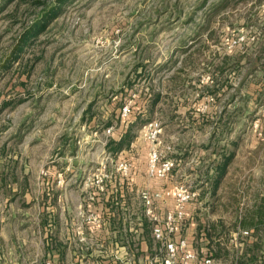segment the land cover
<instances>
[{"label": "rangeland", "instance_id": "rangeland-1", "mask_svg": "<svg viewBox=\"0 0 264 264\" xmlns=\"http://www.w3.org/2000/svg\"><path fill=\"white\" fill-rule=\"evenodd\" d=\"M56 3L0 0V60L11 62L7 70L0 62V218L9 240L0 264H67L54 250L50 170L77 158L90 184L120 161L148 164L152 149L174 163L151 178L155 191L195 192L231 163L227 152L246 160L221 177L214 205L190 203L180 234L194 258L175 264H207L209 255L208 264H264V167L249 169L258 155L264 165V0H66L15 59L20 34ZM130 125L129 146L107 148ZM166 202L156 201L155 215ZM145 219L149 262L160 264L165 251ZM73 233L64 240L69 264L113 263L115 252L97 255L96 239H88L93 256L75 254L87 240L82 224Z\"/></svg>", "mask_w": 264, "mask_h": 264}, {"label": "crops", "instance_id": "crops-1", "mask_svg": "<svg viewBox=\"0 0 264 264\" xmlns=\"http://www.w3.org/2000/svg\"><path fill=\"white\" fill-rule=\"evenodd\" d=\"M125 132L126 126L118 132H113L112 139L119 141ZM238 150L236 152L233 150L231 153L227 152L226 156L233 155L231 163L229 165L228 163H220L215 166V171H212L209 175V181L206 184L204 183L206 186L199 185L198 189L195 188L198 197L194 201V204L198 202V204H206V206L214 205V199L218 190H220L221 177L224 174L232 173L233 170L237 173L236 165L246 161L243 159L244 157L239 156ZM76 159H71L72 164L75 161L79 162L76 167L69 166L60 170L55 168L50 170V191L52 192L50 197L52 208L50 217L51 226L53 227L52 233L56 236L55 239L61 240L60 243L54 246L57 256L66 260V263L69 264L67 262L70 258L67 252L69 246L64 240L77 239L75 237L76 234L73 236L75 233H73V227L76 224H82L86 233L87 245L85 246L79 242L80 248L73 249L75 254L84 253L93 256L96 253L95 248L94 246H89L88 239H96V247H98L97 255L99 257L101 254L109 257L112 252L116 254L113 263H109L113 259V257H110L106 261V264H143V262L144 264H149V258L153 255V250L140 232L141 229L138 223L139 221H146L145 218H147L144 214V204L141 198H139L140 193L142 191H155L152 180L148 177L147 162L139 167L134 163L135 166L132 167L128 176H123L116 168L113 171H109L111 175L110 179L107 180L104 190H101L91 183L84 182L83 178L81 179V175L85 172H81V161ZM228 159H225V162L230 160ZM260 159L261 157L258 155L257 164L252 165L249 169L263 168L264 165L258 166ZM212 174L216 175V177ZM59 175H62L65 181L62 184L58 183ZM72 176L78 179V183H76L77 180H74L72 183L70 182L72 181ZM157 190L160 189L158 188ZM139 207H141V212H139ZM173 207L172 199H168L162 214L166 210L173 209ZM91 213L97 216L98 222L96 224L87 222L83 218L84 215ZM58 223L61 226L59 232ZM6 224H8V218L4 220L2 216L0 218V248L3 256L8 253L6 251L8 247L3 248L9 242L3 232L4 227L7 226ZM22 256L24 257L25 254H22ZM103 263L105 262L103 261Z\"/></svg>", "mask_w": 264, "mask_h": 264}, {"label": "built area", "instance_id": "built-area-1", "mask_svg": "<svg viewBox=\"0 0 264 264\" xmlns=\"http://www.w3.org/2000/svg\"><path fill=\"white\" fill-rule=\"evenodd\" d=\"M128 108H124L126 113ZM113 127L107 129V133L111 134ZM158 134V130L155 128L153 131L154 138ZM133 164L127 161L118 162L116 170L123 176H128L131 172ZM174 163L169 159H164L161 154L156 150L152 149L148 156L147 171L148 177L153 178H165L173 169ZM97 176L92 180V185L96 188L104 190L107 180L110 179V173L105 169H99ZM62 175H59L58 183H64ZM198 197L196 191H190L184 186H180L175 190L161 189L153 192L142 191L140 198L144 204V214L152 221V236L153 238L163 245L165 256L160 264H175L181 254L183 258L189 260L194 258V252L187 251V239L183 238L182 228L186 224L187 218V207L190 203L194 202ZM172 199L173 209L168 210L163 215H155L154 205L156 201H167ZM83 218L87 222H98L97 216L93 213L86 214ZM177 238V239H175ZM209 258L206 259L205 263H211ZM149 264H152L151 262Z\"/></svg>", "mask_w": 264, "mask_h": 264}, {"label": "trees", "instance_id": "trees-1", "mask_svg": "<svg viewBox=\"0 0 264 264\" xmlns=\"http://www.w3.org/2000/svg\"><path fill=\"white\" fill-rule=\"evenodd\" d=\"M66 0H57L56 5H52L50 6L49 10L47 11L46 15L43 17L38 16V18L35 20V22L32 24V26L27 27L19 36L18 39V44L16 45L15 49L13 50L11 55L16 56L15 59H17L24 51L25 47L28 45V43L32 40H34L36 38V36L39 34V32H41L43 29L46 28V26L49 23V17L51 15H54L56 13V10L58 9V7H61L62 3H64ZM38 4L40 3L39 1L37 2ZM13 59V60H15ZM1 64H3L5 70L8 69V64H11L10 59L7 61L5 60H0ZM13 62V61H12ZM141 120V118H139V121ZM109 124H107V126H109ZM129 127V128H128ZM126 128V132L123 135V137L119 140L116 141L115 139L110 140V142L107 144V148L109 149H113L115 151H120L121 148H123L124 145L129 146L128 143H126L127 138H130V132H131V128L132 126H128ZM252 214V213H251ZM148 224L145 223L144 225V229L146 230ZM217 246H219V244H217ZM211 251L209 250V253ZM220 255V254H219ZM216 253V256H219Z\"/></svg>", "mask_w": 264, "mask_h": 264}, {"label": "water", "instance_id": "water-1", "mask_svg": "<svg viewBox=\"0 0 264 264\" xmlns=\"http://www.w3.org/2000/svg\"><path fill=\"white\" fill-rule=\"evenodd\" d=\"M77 163H79V162L75 161V162L73 163V166L76 167V166L78 165Z\"/></svg>", "mask_w": 264, "mask_h": 264}]
</instances>
